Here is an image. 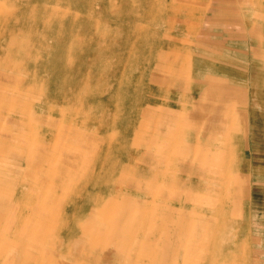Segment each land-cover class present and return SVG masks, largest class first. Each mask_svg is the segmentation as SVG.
<instances>
[{"label": "rangeland", "instance_id": "obj_1", "mask_svg": "<svg viewBox=\"0 0 264 264\" xmlns=\"http://www.w3.org/2000/svg\"><path fill=\"white\" fill-rule=\"evenodd\" d=\"M0 264H264V0H0Z\"/></svg>", "mask_w": 264, "mask_h": 264}, {"label": "bare ground", "instance_id": "obj_2", "mask_svg": "<svg viewBox=\"0 0 264 264\" xmlns=\"http://www.w3.org/2000/svg\"><path fill=\"white\" fill-rule=\"evenodd\" d=\"M30 152H28L27 154H29ZM12 156H14V155H12ZM15 158V157H14ZM17 160H19V158L17 159Z\"/></svg>", "mask_w": 264, "mask_h": 264}]
</instances>
